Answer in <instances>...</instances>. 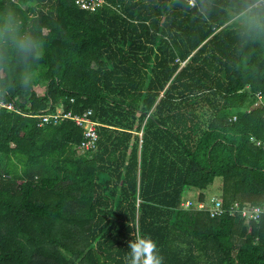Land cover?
<instances>
[{
    "label": "trees",
    "instance_id": "obj_1",
    "mask_svg": "<svg viewBox=\"0 0 264 264\" xmlns=\"http://www.w3.org/2000/svg\"><path fill=\"white\" fill-rule=\"evenodd\" d=\"M190 1L0 0L37 46L0 41V96L100 123L81 153L74 122L0 109V264H127L138 237L162 264H264V218L182 207L217 178L226 207L264 204V6Z\"/></svg>",
    "mask_w": 264,
    "mask_h": 264
},
{
    "label": "built area",
    "instance_id": "obj_2",
    "mask_svg": "<svg viewBox=\"0 0 264 264\" xmlns=\"http://www.w3.org/2000/svg\"><path fill=\"white\" fill-rule=\"evenodd\" d=\"M74 2L81 10L92 13L102 9L107 4L106 0H74ZM190 3L191 5H194L193 0H191ZM258 6L263 7L264 0H259L253 7ZM256 98L257 103L264 106V93H257ZM0 109L7 110L11 113L21 114L25 117L30 116L36 118L38 119V125L40 127L45 125H59L66 121H72L83 130V140L78 145V150L81 153H87L98 149V143L100 140V123L93 119L92 110L78 114L74 113L72 110H67L65 105L62 103L57 106L54 111H41L38 114H29L20 110L14 101L6 100L4 96H0ZM236 119L237 117H234V120ZM252 141L256 144V146L264 150V140H258L252 137ZM182 207L184 209L193 208L200 212H207L212 218L229 215L232 217H241L247 222L259 221L264 218V204L251 205L249 203L235 202L229 207H226L222 197H206L204 201L198 202L188 199L182 204Z\"/></svg>",
    "mask_w": 264,
    "mask_h": 264
},
{
    "label": "clouds",
    "instance_id": "obj_3",
    "mask_svg": "<svg viewBox=\"0 0 264 264\" xmlns=\"http://www.w3.org/2000/svg\"><path fill=\"white\" fill-rule=\"evenodd\" d=\"M0 41L11 43L24 54L34 52L36 43L30 36H21L18 25H14L11 19L6 21L3 32L0 33ZM130 250L127 264H162V257L158 254L156 243L149 237H138L127 242Z\"/></svg>",
    "mask_w": 264,
    "mask_h": 264
},
{
    "label": "rangeland",
    "instance_id": "obj_4",
    "mask_svg": "<svg viewBox=\"0 0 264 264\" xmlns=\"http://www.w3.org/2000/svg\"><path fill=\"white\" fill-rule=\"evenodd\" d=\"M198 191H191L188 193V197L195 198L198 196ZM204 194L207 198L211 197H221L222 194V179L217 178L213 185H211L208 190L204 191Z\"/></svg>",
    "mask_w": 264,
    "mask_h": 264
}]
</instances>
